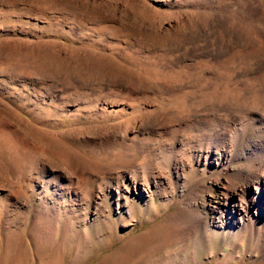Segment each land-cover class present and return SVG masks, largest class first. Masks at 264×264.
I'll return each instance as SVG.
<instances>
[{
  "label": "rangeland",
  "instance_id": "374dc122",
  "mask_svg": "<svg viewBox=\"0 0 264 264\" xmlns=\"http://www.w3.org/2000/svg\"><path fill=\"white\" fill-rule=\"evenodd\" d=\"M263 157L264 0H0V264H264Z\"/></svg>",
  "mask_w": 264,
  "mask_h": 264
},
{
  "label": "bare ground",
  "instance_id": "6f19581e",
  "mask_svg": "<svg viewBox=\"0 0 264 264\" xmlns=\"http://www.w3.org/2000/svg\"><path fill=\"white\" fill-rule=\"evenodd\" d=\"M242 123H244V122H242ZM213 125H215V124H213ZM221 125H222V123H221ZM248 125H249V123H248ZM202 126H204V125H202ZM223 128H224V126H220V125H217L214 128L215 134L221 132V134H218L215 137H216V140L221 142L222 144H223L224 139L226 138V133L222 132ZM248 128H250V127H248ZM247 134H245V135H247ZM248 136L254 137L253 139H255L259 136L262 137L261 133L258 131H251ZM216 140L213 139V143ZM246 143H248V142H246ZM225 153H226V157H224L223 159L221 158L224 162L228 161V160L233 162L240 157L239 155H237L235 153H230L228 151L227 152L225 151ZM247 154H249V153H247ZM246 157H248V156L246 155ZM258 162L260 164L259 166L261 167V168L260 167H258V168H260V169L251 168L249 166H246V167H238L237 166V167L232 168L231 174H229V173H228L229 175L227 173L224 174V177H223L224 182L222 185V187L224 189L222 192V196H223V200H224V202L222 203L223 204L222 205V207H223L222 211L224 213L227 212L233 216L236 213H238V216H241L242 210H244V211L246 210L247 211V217L249 219H252L253 215L251 216V213L249 214V212L252 211L254 213L256 221H258L260 219L264 220V157L259 159Z\"/></svg>",
  "mask_w": 264,
  "mask_h": 264
}]
</instances>
